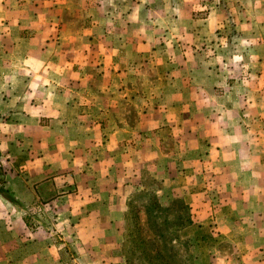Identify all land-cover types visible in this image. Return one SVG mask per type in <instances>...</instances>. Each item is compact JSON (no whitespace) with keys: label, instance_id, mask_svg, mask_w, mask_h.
<instances>
[{"label":"crops","instance_id":"1","mask_svg":"<svg viewBox=\"0 0 264 264\" xmlns=\"http://www.w3.org/2000/svg\"><path fill=\"white\" fill-rule=\"evenodd\" d=\"M152 1L0 0V162L31 221L9 205L0 264H125L142 169L219 237L198 264H264V0H155L162 38Z\"/></svg>","mask_w":264,"mask_h":264},{"label":"rangeland","instance_id":"2","mask_svg":"<svg viewBox=\"0 0 264 264\" xmlns=\"http://www.w3.org/2000/svg\"><path fill=\"white\" fill-rule=\"evenodd\" d=\"M151 4L154 8L153 10L141 13L148 20V26L146 29H143L142 34L146 35V37L157 35L161 38L166 36L172 37L178 34V32H172L171 28L165 27L171 21H162L157 16V14H162L163 12L156 9L158 4H156L155 0ZM206 9L194 11L193 16L203 17ZM151 21H154V23ZM155 23L165 24V26L159 27ZM152 25H156V29L152 28ZM121 30L115 29L116 35L124 34ZM145 30L146 33L144 32ZM220 31L221 28L218 29V32ZM228 32L222 31L217 34L218 37L227 36L229 41H231L233 40L234 31L231 28ZM206 51L209 57H213L217 52V45L208 46ZM230 68L235 69V65L230 64ZM128 113L129 117L134 116L131 110ZM0 168L3 171L2 176L6 182L5 169L7 168L4 169L2 162H0ZM145 170L142 169L141 183L143 189L132 194L127 202L124 217L119 222L120 226L118 229L121 231L120 253L125 259V264H198L199 256L207 252L209 247L212 249L216 244L218 245L219 237L198 230L193 231L195 228L198 229L195 225L188 228L189 234L187 230L184 231V228L192 222L188 206L180 199L179 201H160L154 192V189L157 187L156 182L152 180L149 176L150 174ZM5 187L9 190L6 185ZM11 195L15 199V203H10L0 196V244H3L6 238H8L6 235L8 236L10 230L18 228L9 216L11 213L9 210L10 206L19 208L24 214V223L27 226L31 225V221L27 217V208L12 193ZM186 216L188 217V221L183 222ZM180 223L182 225H179ZM22 229H19L20 238L24 239L22 242L26 243L27 230L26 228ZM140 239L143 243H141ZM217 247L220 248L218 251L230 255L234 259L237 256L233 244L229 241H222ZM207 253L210 254V251Z\"/></svg>","mask_w":264,"mask_h":264},{"label":"trees","instance_id":"3","mask_svg":"<svg viewBox=\"0 0 264 264\" xmlns=\"http://www.w3.org/2000/svg\"><path fill=\"white\" fill-rule=\"evenodd\" d=\"M2 175H3V171L0 168V196L5 198L10 203H15V199L11 195L10 191L5 187L6 182H5V179H4V177ZM173 201H179V199H176V200H173ZM187 221H188V217L186 216V218L184 219L183 222H187ZM182 223H180L179 225H182ZM174 240L177 241L176 239H174ZM140 241H141V243H143L141 239H140ZM141 254L144 255L143 253H141Z\"/></svg>","mask_w":264,"mask_h":264}]
</instances>
